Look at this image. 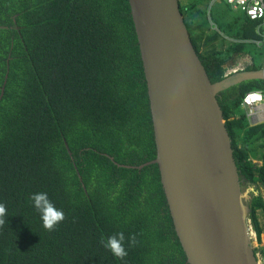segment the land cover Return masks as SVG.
Returning a JSON list of instances; mask_svg holds the SVG:
<instances>
[{
  "label": "trees",
  "instance_id": "trees-1",
  "mask_svg": "<svg viewBox=\"0 0 264 264\" xmlns=\"http://www.w3.org/2000/svg\"><path fill=\"white\" fill-rule=\"evenodd\" d=\"M205 1L180 5L216 82L236 55L249 52L248 45L258 50L261 34L257 22L233 16L228 3L215 2L210 11ZM5 81L0 264H189L159 166L126 167L157 156L129 0H0V96ZM251 90H264V80L233 86L218 99L242 187L250 189L251 225L261 240L264 123L251 125L242 108ZM37 193H46L53 211L63 213L52 230L31 200ZM120 233L123 258L106 247Z\"/></svg>",
  "mask_w": 264,
  "mask_h": 264
},
{
  "label": "water",
  "instance_id": "water-1",
  "mask_svg": "<svg viewBox=\"0 0 264 264\" xmlns=\"http://www.w3.org/2000/svg\"><path fill=\"white\" fill-rule=\"evenodd\" d=\"M129 2L148 87L157 156L126 167L159 166L187 263L259 264L251 236L250 189L242 187L218 95L247 81L264 80V65L212 82L180 0Z\"/></svg>",
  "mask_w": 264,
  "mask_h": 264
},
{
  "label": "built area",
  "instance_id": "built-area-1",
  "mask_svg": "<svg viewBox=\"0 0 264 264\" xmlns=\"http://www.w3.org/2000/svg\"><path fill=\"white\" fill-rule=\"evenodd\" d=\"M217 1H225L234 9L242 11L251 21L257 22L258 31L261 34L260 44L264 45V0H210V3ZM236 71L239 70L234 69L233 72ZM233 72H227L226 75ZM242 108L247 113L251 125L264 123V90L248 91L244 95ZM257 255L259 264H264L261 255Z\"/></svg>",
  "mask_w": 264,
  "mask_h": 264
},
{
  "label": "rangeland",
  "instance_id": "rangeland-1",
  "mask_svg": "<svg viewBox=\"0 0 264 264\" xmlns=\"http://www.w3.org/2000/svg\"><path fill=\"white\" fill-rule=\"evenodd\" d=\"M223 2H225V1H223ZM204 3H205L204 5H206V7L208 6L207 9L211 11V6L214 3L211 4L210 0L209 1L206 0ZM230 7L234 10L233 16L241 17V18L245 16V14L242 11L234 9L232 6H230ZM200 19L201 18L199 16L197 17V19L190 18V20H195V21H199ZM208 19L213 25L212 29L218 30L217 25L212 22L213 20L211 21L212 18L210 19L209 15H208ZM232 20H234V19L232 18ZM227 38L231 41H234V42L241 41L240 39H237V38H231L230 36L228 37V35H227ZM257 41L258 40L255 41V44H256V47L258 50H256V49L254 50L253 48H251L248 45L247 50H249V52L247 51V53L236 55L235 58L228 64L227 72H233L234 69L243 70V69H246V68L253 66V65L262 66L264 64V45L260 44L261 40H259L258 42ZM253 55L255 56V58L252 57ZM260 220H261V223L263 224L262 226L264 227V214H262V213L260 215ZM250 225H251V221H250ZM251 228H252V231H254L252 225H251ZM251 236H252L253 245L258 249V252L262 257V261L264 262V232L261 236V240H259L256 232L255 233L252 232Z\"/></svg>",
  "mask_w": 264,
  "mask_h": 264
},
{
  "label": "clouds",
  "instance_id": "clouds-1",
  "mask_svg": "<svg viewBox=\"0 0 264 264\" xmlns=\"http://www.w3.org/2000/svg\"><path fill=\"white\" fill-rule=\"evenodd\" d=\"M31 200L34 202L35 207L40 210L42 223L46 229L52 230L64 219L62 212L53 211L51 204L48 203L46 193L33 194ZM5 215V205L3 203H0V224L3 223V217ZM118 236L119 239H117L116 237H109L106 243V247L110 248L115 256L123 258L126 255V251L121 244L124 237L122 233L118 234Z\"/></svg>",
  "mask_w": 264,
  "mask_h": 264
}]
</instances>
